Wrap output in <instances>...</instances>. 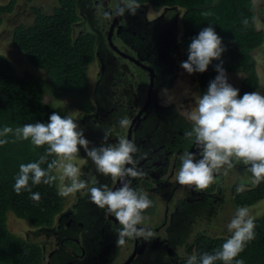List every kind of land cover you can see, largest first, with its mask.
I'll list each match as a JSON object with an SVG mask.
<instances>
[{
	"label": "flooded vegetation",
	"instance_id": "af4514ba",
	"mask_svg": "<svg viewBox=\"0 0 264 264\" xmlns=\"http://www.w3.org/2000/svg\"><path fill=\"white\" fill-rule=\"evenodd\" d=\"M74 1L80 20L84 16L75 27L95 38L93 108L87 112L78 108L76 120L77 125H85V130H77V137L83 155L92 159L88 172L93 177L73 187V201L52 225L32 228L25 236L30 239L32 232L51 237L35 240L42 248L43 264H180L175 249L181 244L185 250L194 248L196 238L191 245L186 238L195 218L226 197L221 183L224 172L204 170L201 164L218 151L226 166L241 176H248L255 167L264 169V120L248 126L251 111L264 97V58L258 70L253 54L257 85L227 116L235 98L231 100L223 119L216 123L225 125L223 147L208 148L215 122L193 110L201 107L203 96L216 90L221 73L241 79L243 74L219 70L203 91L192 56L181 43L183 8L135 0ZM255 9V21L260 17L264 22V8ZM257 29L263 35L262 46L264 31ZM255 92L257 100L246 107L247 98ZM227 133L231 142L226 140ZM216 161L221 159L216 157ZM174 174L176 184L162 191L175 181L170 180ZM186 177L190 181L187 192L173 196ZM243 181L237 177L229 188L238 208L237 193L255 185L234 192L237 186L251 184ZM208 185L212 191L206 190ZM162 204L158 225L137 220L139 215L158 211Z\"/></svg>",
	"mask_w": 264,
	"mask_h": 264
},
{
	"label": "trees",
	"instance_id": "16d2710c",
	"mask_svg": "<svg viewBox=\"0 0 264 264\" xmlns=\"http://www.w3.org/2000/svg\"><path fill=\"white\" fill-rule=\"evenodd\" d=\"M155 6L183 8V48L192 56L199 86L207 90L219 70L242 73L239 92L227 116L258 83L253 51L263 35L255 23L252 0H135ZM16 0L0 2V25L13 12ZM29 23L12 29L13 47L46 71L56 97L77 98L78 108H93L88 68L95 56V38L75 31L79 19L74 0H59L50 13L39 6ZM42 88L20 76L7 56L0 54V264H43L40 244L9 230L7 213L30 227L52 225L63 208L54 168L59 157L82 156L76 119L44 101ZM231 142L230 133L225 135ZM229 139V140H228ZM233 144H236L233 142ZM264 170V169H261ZM258 182L241 190L235 201L248 207L264 198V173L251 172ZM212 185L207 191H212ZM240 207V208H241ZM180 264H264V210L230 237L201 232L194 252Z\"/></svg>",
	"mask_w": 264,
	"mask_h": 264
},
{
	"label": "rangeland",
	"instance_id": "374dc122",
	"mask_svg": "<svg viewBox=\"0 0 264 264\" xmlns=\"http://www.w3.org/2000/svg\"><path fill=\"white\" fill-rule=\"evenodd\" d=\"M8 0H0L1 3H5ZM59 0H16L15 7L12 13L4 14V21L0 25V54H3L8 57L11 61L12 65L15 68V71L23 77L28 78L33 83L39 85L44 92V101L51 106L60 107L64 109V111L74 117L76 120H79L80 111L78 109V102L75 95L72 93L71 95H63L61 97H56L52 94V91L49 87V81L47 77V73L44 69L33 66L23 51L16 49L13 47L11 43V34L12 29L18 23H29L34 18V8L39 6L42 7L43 12L50 13L53 7L58 5ZM255 7H263L264 8V0H252ZM262 15L264 16V10H262ZM78 13V12H77ZM79 14V13H78ZM82 16V14H80ZM84 17V16H83ZM80 18L75 22L79 23L84 20V18ZM256 25L259 29L264 31V22L259 17L258 20L255 21ZM75 31L79 33V27L76 26ZM254 57L257 61V68L260 70V61L264 58V45L259 46L254 52ZM97 65L96 62H92L88 68V82L90 85V90L92 91L95 75H96ZM221 73V72H220ZM241 79L240 75L235 77H230L227 72L221 73L217 78V86L215 91H211L207 96H203L199 101V109L193 110L194 113L199 115H208L210 119H212L213 123L211 126V139L207 143V147H223L222 140L223 134L225 133V125L221 121L219 126H217V122L223 119V114L227 110L229 102L235 98V94L237 93V87L239 85V81ZM40 82V83H39ZM114 88V87H113ZM258 93L250 95L245 103L247 107L251 102L257 100ZM203 108V110H202ZM207 109L208 113L204 110ZM202 111V112H201ZM213 117V118H212ZM85 125L82 122L76 126V135L77 130L83 131L85 130ZM85 140L89 147V140L87 136ZM224 141V140H223ZM94 157V153L92 154ZM172 158V155L170 156ZM213 157V160H212ZM216 157H219L221 161H216ZM215 159V160H214ZM91 157L87 155L82 156H71V157H59L57 160V164L54 168V172L57 175V183L58 188L62 192L63 196V209H66L74 199V190L73 187H80L84 185V182L89 183L90 178H92L93 173L88 172L92 166ZM186 162V161H185ZM226 159L222 157V153L218 151L211 154L208 160L203 162L202 168L204 170H213L219 173L220 171L224 172V176L221 178V183L223 190L225 191L226 197L220 203L214 204V207L209 212L203 213L200 216H197L193 221V226L188 231V236L186 238L187 244H192L194 239L199 236V234L205 231L207 234H216V233H224L229 235L230 237L235 236L239 230L244 226L246 222L251 220L253 216L259 215L264 210V199L259 200L257 203L248 206L238 208L235 206L233 200H231L229 188L230 184H232L237 177H240L243 183L247 182L251 183L250 185H240L237 186L234 192L239 191L242 187H251L252 185L257 184L258 178L254 175L248 174L245 176L232 168H228L226 166ZM209 167H206L207 165ZM92 170V168L90 169ZM250 170L258 171L260 173H264V170H261L258 167L252 168ZM75 171L79 173H85V178H81L80 175L76 174ZM250 173V172H248ZM176 174H174L170 180L173 181L176 179ZM189 176V175H188ZM210 180V178H209ZM208 181V179H207ZM213 181V180H210ZM189 178H185L184 181L179 184L176 189L173 191V196L180 197L184 193L187 192ZM176 184V180L169 185H166L162 188V191H170L172 186ZM86 185V184H85ZM162 206L157 211L155 210L149 215H139L137 216V220L142 221V219H146L147 225L155 226L160 223V218L163 215ZM165 210V208H164ZM157 211V212H156ZM7 226L10 231L13 233L24 236L32 227H30L27 220L23 218H18L12 212L7 213ZM31 240L43 241L50 240L51 237L46 238L42 233L33 234L32 232L28 233ZM190 244V245H191ZM185 246L183 244L178 245L177 251L178 258L176 259L177 263H180V260L190 257L193 255L194 248L185 250ZM173 264V263H168Z\"/></svg>",
	"mask_w": 264,
	"mask_h": 264
},
{
	"label": "water",
	"instance_id": "95a60500",
	"mask_svg": "<svg viewBox=\"0 0 264 264\" xmlns=\"http://www.w3.org/2000/svg\"><path fill=\"white\" fill-rule=\"evenodd\" d=\"M264 120V97L256 104L249 115L248 126Z\"/></svg>",
	"mask_w": 264,
	"mask_h": 264
},
{
	"label": "bare ground",
	"instance_id": "6f19581e",
	"mask_svg": "<svg viewBox=\"0 0 264 264\" xmlns=\"http://www.w3.org/2000/svg\"><path fill=\"white\" fill-rule=\"evenodd\" d=\"M40 83V82H39Z\"/></svg>",
	"mask_w": 264,
	"mask_h": 264
}]
</instances>
